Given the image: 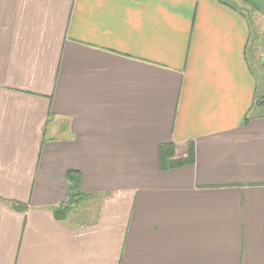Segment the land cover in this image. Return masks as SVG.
<instances>
[{
  "label": "crops",
  "instance_id": "crops-1",
  "mask_svg": "<svg viewBox=\"0 0 264 264\" xmlns=\"http://www.w3.org/2000/svg\"><path fill=\"white\" fill-rule=\"evenodd\" d=\"M257 59L264 0H0V264H264Z\"/></svg>",
  "mask_w": 264,
  "mask_h": 264
},
{
  "label": "trees",
  "instance_id": "trees-1",
  "mask_svg": "<svg viewBox=\"0 0 264 264\" xmlns=\"http://www.w3.org/2000/svg\"><path fill=\"white\" fill-rule=\"evenodd\" d=\"M260 99L258 100V102ZM245 119H248L245 118ZM175 149L172 143L162 144L158 148V156H159V167L161 170H169L176 167H180L183 165H189L193 162V150L192 144L188 146V153L186 157L183 158H175ZM76 171H69L67 175V182L69 185V189L76 188L78 185V177L76 176ZM86 195L82 194L80 191H75L69 195V198L64 203L60 204L59 206L55 207L54 213L57 218L62 219L64 218L69 210L72 208L73 205L83 201Z\"/></svg>",
  "mask_w": 264,
  "mask_h": 264
},
{
  "label": "rangeland",
  "instance_id": "rangeland-1",
  "mask_svg": "<svg viewBox=\"0 0 264 264\" xmlns=\"http://www.w3.org/2000/svg\"><path fill=\"white\" fill-rule=\"evenodd\" d=\"M258 27V26H257ZM257 65V67H256V69H257V72H259L258 74H259V77H264V72H263V70H262V67H261V64H260V61H258V59H257V63H256Z\"/></svg>",
  "mask_w": 264,
  "mask_h": 264
},
{
  "label": "water",
  "instance_id": "water-1",
  "mask_svg": "<svg viewBox=\"0 0 264 264\" xmlns=\"http://www.w3.org/2000/svg\"><path fill=\"white\" fill-rule=\"evenodd\" d=\"M261 102L264 104V98L261 100Z\"/></svg>",
  "mask_w": 264,
  "mask_h": 264
}]
</instances>
